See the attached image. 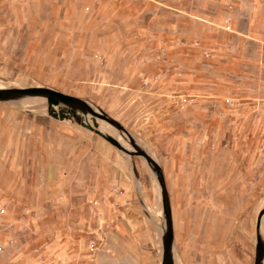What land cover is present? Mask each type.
<instances>
[{"label": "rangeland", "instance_id": "1", "mask_svg": "<svg viewBox=\"0 0 264 264\" xmlns=\"http://www.w3.org/2000/svg\"><path fill=\"white\" fill-rule=\"evenodd\" d=\"M256 7L255 0H0V88L47 87L98 100L110 64L167 63L173 95L187 100L177 106L198 113L178 138L181 157L167 166L175 218L200 223L177 234L236 236L237 264H253V225L264 208V39L251 30ZM229 19L231 33L222 29ZM108 150L128 159L132 178L129 161H136L138 200L131 196L136 206L128 212L110 207L105 180L95 178L100 163L91 157ZM0 208V264L161 262L160 192L145 162L52 119L43 99L0 102ZM126 226L127 237H117Z\"/></svg>", "mask_w": 264, "mask_h": 264}, {"label": "crops", "instance_id": "2", "mask_svg": "<svg viewBox=\"0 0 264 264\" xmlns=\"http://www.w3.org/2000/svg\"><path fill=\"white\" fill-rule=\"evenodd\" d=\"M255 3L257 7L251 14V21L254 25L251 26V30L253 34L261 36L264 39V0H255ZM262 20L263 26L261 27L260 22ZM133 48L135 47H128L125 49V52H136ZM167 66V63L154 60H148L139 64L132 63L130 60L123 61L120 65L112 63L108 67L106 76L108 87L105 89L103 95L99 96L98 100L96 97L95 99L94 97L87 98L84 95L77 98L86 100L94 106L99 107L109 117L120 123L141 147L155 157V160L162 168L168 191L167 166L175 163L181 157V152L178 150V138L180 137V133H184L188 127L192 128L194 126L195 116L198 113L189 106L182 109L177 106L178 99L172 93L175 78L169 77V74H165L167 73L165 70ZM202 116H206V113H202ZM202 123L204 127L206 125L205 120ZM208 127H210V124L207 123ZM115 132L114 130V135L109 134L118 138V134ZM174 150L176 151L173 153ZM107 153L108 156L103 159L99 155L91 157L93 163H100L99 170L101 171H96L95 178L96 180H105L104 189H106V192L110 196V207L113 209L121 208L122 211L128 212L133 206H136L131 200V196L135 195L138 200L139 189L134 182L136 178H132L127 169L128 159L126 157L112 155L109 150ZM93 158H96V160ZM132 161L129 162L131 163ZM133 162L135 165L136 161ZM105 164L106 168H102L101 165ZM142 194H144V191H142ZM139 208L146 213L145 215L148 220L151 219V216L148 214V211H150L148 205L140 202ZM171 213L175 264H178L179 261L181 262L182 258L183 260L185 258L186 264H237V255L241 263L242 242L237 240L236 236L228 237L227 235H211L207 233L203 234V236L188 235L184 237V232L177 234L176 229L184 226L195 227L199 226L200 223L198 221L195 222V220H189L193 223L180 224V220L175 218L172 206ZM258 214L253 225L255 238L251 254L253 260ZM156 221V225L158 223V225L161 224V220L159 222ZM205 224L202 223L203 226H206ZM261 229L263 230L262 226ZM130 230L127 226L126 229L123 227V230H119L116 236L127 237ZM159 233L161 238V230Z\"/></svg>", "mask_w": 264, "mask_h": 264}, {"label": "water", "instance_id": "3", "mask_svg": "<svg viewBox=\"0 0 264 264\" xmlns=\"http://www.w3.org/2000/svg\"><path fill=\"white\" fill-rule=\"evenodd\" d=\"M43 99L46 101L48 115L58 121H71L82 128L96 134L119 153L130 159L137 157L142 159L148 169L155 176L161 201V262L160 264H175L173 257V231L170 197L166 188L161 166L129 132L117 121L109 117L99 107L90 102L66 95L47 87L0 89V102H13L24 99ZM101 123L114 129L119 138L107 133ZM126 143L125 146L122 142ZM132 170L137 178L136 167L131 162ZM264 208L259 212L256 221V244L253 264H264ZM261 226L263 230L261 229Z\"/></svg>", "mask_w": 264, "mask_h": 264}, {"label": "built area", "instance_id": "4", "mask_svg": "<svg viewBox=\"0 0 264 264\" xmlns=\"http://www.w3.org/2000/svg\"><path fill=\"white\" fill-rule=\"evenodd\" d=\"M222 29H223L225 32H229V33L233 32L232 25H231V20H230V19L224 21V25L222 26ZM185 100H186V99H182V100L178 101L177 104H182L183 102H185ZM186 101H187V100H186ZM90 204H94V205H96L97 202H96L95 199H91V200H90ZM4 213H5V209L0 208V216L3 215Z\"/></svg>", "mask_w": 264, "mask_h": 264}, {"label": "bare ground", "instance_id": "5", "mask_svg": "<svg viewBox=\"0 0 264 264\" xmlns=\"http://www.w3.org/2000/svg\"><path fill=\"white\" fill-rule=\"evenodd\" d=\"M1 89V88H0ZM29 102H31V101H29ZM101 125L103 126V128H104V130H106L108 133H111V134H114V132H113V129L111 128V127H109L108 125H106V124H104V123H101ZM142 196H143V194H142ZM144 199V198H143ZM156 220V219H155ZM157 222V221H156ZM262 222H264V219L262 220ZM154 223V222H153ZM159 224V223H158ZM157 226V225H156ZM160 227V226H159ZM178 257V256H177ZM176 258V257H175ZM175 260H177V259H175ZM177 261H179V260H177Z\"/></svg>", "mask_w": 264, "mask_h": 264}]
</instances>
